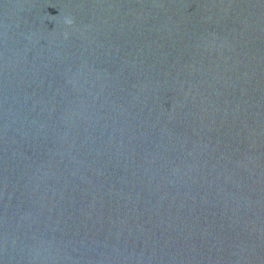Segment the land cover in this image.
Segmentation results:
<instances>
[{"label":"clouds","instance_id":"9594fccd","mask_svg":"<svg viewBox=\"0 0 264 264\" xmlns=\"http://www.w3.org/2000/svg\"><path fill=\"white\" fill-rule=\"evenodd\" d=\"M67 23H71V21L69 20V21H67Z\"/></svg>","mask_w":264,"mask_h":264}]
</instances>
